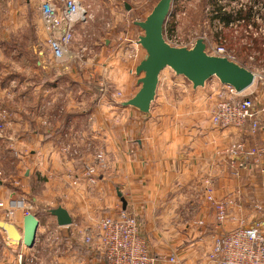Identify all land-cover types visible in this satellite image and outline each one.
Returning <instances> with one entry per match:
<instances>
[{
    "label": "crops",
    "instance_id": "0c3cea01",
    "mask_svg": "<svg viewBox=\"0 0 264 264\" xmlns=\"http://www.w3.org/2000/svg\"><path fill=\"white\" fill-rule=\"evenodd\" d=\"M52 1L61 4L60 0ZM136 26L140 29L136 41L126 38L107 57L98 53L88 59V72L99 76L98 102L93 106L85 107L81 100L65 103L56 100L74 91V86L62 84L64 76L82 82L84 74L77 75V65L68 66L66 74H58L55 83L48 82L40 89L43 100L31 108L42 113L39 125H44L43 128L30 129L15 138V141L26 140L17 147L29 142V156L24 159L28 170L19 177L18 185H0V220L20 229L25 213L33 214L39 221L36 241L31 249L21 245L11 247L0 230V264H29L27 253L38 246V236L48 232H59L64 238L59 246L60 255L49 264H105L94 247L81 241V233L93 229L106 212L115 214L122 209L112 190L123 196L125 210L138 217L142 231L148 235L153 231L160 250L166 247L189 253L197 245L183 243L186 236L210 237L231 229L230 222L221 226L213 224L206 204L202 206L200 201L192 200L194 196L206 197V190L217 199L234 195L237 201L230 211L234 217L254 221L253 225L264 229V112L260 116L262 129L255 136L214 127L207 102L220 82H213L212 86L205 82L193 88L170 68L160 72L148 112L126 105L140 89L143 74L136 73V68L146 56L138 43L144 32ZM72 30L68 47L73 39ZM250 72L256 80L257 74ZM104 81L109 85L107 91L120 92V100L117 98L116 102L112 95L113 99L101 95ZM254 82L242 92V97L254 92L258 96V84ZM34 87L38 90V86ZM79 89L83 93V83ZM190 94L199 101L194 99L190 103ZM81 124L83 128L79 127ZM239 143L247 148L258 147L263 155L256 163L247 161L235 177L230 174L232 168L226 150ZM98 153L104 156L106 168L91 186L82 178L81 171ZM40 182L42 189L36 192L35 186ZM188 200L195 204L194 208L189 209ZM57 207L68 212L70 225L56 224L49 211ZM189 215L190 220L200 219L205 223L196 231L190 230V234L185 228ZM77 232L79 238H75ZM70 236L77 239L78 245H70Z\"/></svg>",
    "mask_w": 264,
    "mask_h": 264
},
{
    "label": "rangeland",
    "instance_id": "374dc122",
    "mask_svg": "<svg viewBox=\"0 0 264 264\" xmlns=\"http://www.w3.org/2000/svg\"><path fill=\"white\" fill-rule=\"evenodd\" d=\"M159 1L79 0L85 10L86 18L83 22H78L72 30L73 39L69 48L75 55L69 62L58 65L53 62L46 43L38 9L39 0H0V185L8 187L18 185L19 177H23L25 171L28 170V162H24V159L29 156L27 147L29 142L17 147L18 143L26 142V140L15 141V138L17 134H25L30 129L41 130L43 128L44 125H39L40 120L43 119L42 113L35 112L31 108L43 100L40 89L48 82L55 83L54 80L58 74H66L69 70L67 68L77 65V75L82 77L83 75L80 73L84 74L82 82L78 78L64 76L61 80L62 84L67 87L74 86V91L69 92L68 97L59 96L56 100L64 103L81 100L83 104H86L85 107L93 106L98 102L96 79L99 76L88 72V59L98 53L107 57L109 53H113L116 44L124 43L126 38H133L136 41V35L140 33V29L134 25V22L145 21ZM125 4L129 6V10L125 9ZM218 6L223 9L221 13L228 15L233 20L231 23L224 25L216 17ZM163 37L165 42L174 48L191 49L197 41H201L204 45V52L209 56H215V49L222 47L224 55L230 61L257 74L254 84H258V96L257 92L246 96L252 99L258 107H264V0H173L164 21ZM111 41L113 42L112 47ZM142 74L144 75V73ZM213 82L218 83L219 81L216 77L206 81L208 86H212ZM56 83L58 82L56 81ZM80 83H83V93L79 89ZM34 86H38L39 91H35ZM101 86H103L102 90L105 88V91L103 90L101 93L102 96L109 95L111 98L114 96L115 99H112L116 102L117 98L120 100V92L107 91L106 87H109L107 82L104 81ZM173 95H177V93L174 92ZM242 96L243 93L239 94L240 98ZM209 97L211 98L207 105L209 104L210 107L209 116L211 119V113L218 101L215 89ZM111 98L109 101L112 100ZM194 99L199 101L198 97H193V94H190V103ZM190 119H192L191 111ZM38 125L39 128H37ZM79 127L83 128L84 126L81 124ZM222 129L237 130L230 127ZM243 132L247 131L244 129ZM22 136L26 137L27 135ZM91 163L93 162L88 164ZM104 169L98 171V177ZM41 186L42 182L36 184L35 191L39 192L42 189ZM108 196H111L110 192ZM112 196L114 200H120L113 190ZM207 196H211L214 200L231 201L227 208L226 221L223 223L216 221ZM121 197L123 198L122 195ZM192 200L200 201L202 206L206 204L212 223L216 226L224 225L227 222L232 223L231 229H227V232L240 226H255L253 225L254 221L240 218L236 221L230 219L235 216L230 211L237 201L232 194L225 199H217L211 195L209 190H206V197L205 195L204 197L194 196ZM194 206L195 204L188 200L189 209ZM113 210L117 211V209ZM105 211V209L102 210L101 214ZM126 212L137 219L138 231L146 240L149 252L156 264H183L186 261L190 264H212L210 255L213 246L218 237L226 233L210 237L186 236L182 240L183 243L197 245L189 253H178L168 250L166 247L160 250L153 231L149 235L146 234L147 232L141 229L138 217L132 212ZM106 215L109 216L106 212L98 220ZM185 221V228L189 229V234L190 230L196 231L197 228L205 225L203 220H190V215ZM76 225L79 224L76 223ZM71 237L69 238L70 245H78L77 239L74 240ZM76 237H80L78 232L75 234ZM38 239V246L27 253L28 262L29 264H49L55 256L60 255L59 246L63 244L64 238L59 232L55 234L48 232L44 236H38ZM170 258H173V262L170 261Z\"/></svg>",
    "mask_w": 264,
    "mask_h": 264
},
{
    "label": "built area",
    "instance_id": "2783aa9c",
    "mask_svg": "<svg viewBox=\"0 0 264 264\" xmlns=\"http://www.w3.org/2000/svg\"><path fill=\"white\" fill-rule=\"evenodd\" d=\"M38 9L53 62L58 65L69 62L74 57L68 47L70 32L75 24L85 20V10L79 0H61L60 5L52 0H39ZM214 52L215 56L226 57L222 47ZM215 90L218 101L211 113L212 125L239 131L245 129L249 135H257L262 129L260 116L264 107H258L248 97L240 98L241 93L230 86L220 84ZM226 152L232 168L230 174L235 177L247 161L256 163L263 155L258 147L247 148L240 143L229 146ZM105 167L106 160L98 153L93 163L84 165L82 178L93 186L98 180V171ZM207 200L216 221H226L231 201L214 200L211 196H207ZM230 219L237 220L234 216ZM81 238L84 244L94 247L105 264H156L146 240L138 231L137 219L126 210L120 209L115 214L103 216L93 229L83 231ZM210 257L212 264H264V229L240 226L226 232L216 240ZM170 261L173 262V258Z\"/></svg>",
    "mask_w": 264,
    "mask_h": 264
},
{
    "label": "water",
    "instance_id": "95a60500",
    "mask_svg": "<svg viewBox=\"0 0 264 264\" xmlns=\"http://www.w3.org/2000/svg\"><path fill=\"white\" fill-rule=\"evenodd\" d=\"M173 0H160L152 12L143 22H137L144 32L138 43L145 50V59L136 68V73H144L139 80L140 89L126 105L137 108L146 113L154 99L158 76L165 68H170L176 75L183 76L193 88L203 86L206 81L216 77L220 84L232 87L237 93H242L252 86L255 75L226 57L209 56L204 52V45L197 41L193 48H174L168 45L163 37V25ZM129 10L127 4L124 5ZM122 209L126 202L118 192ZM50 214L55 217L59 227L72 223L68 212L62 207L51 209ZM39 221L30 213L22 218V226L0 221L2 230L8 243L31 249L36 241Z\"/></svg>",
    "mask_w": 264,
    "mask_h": 264
},
{
    "label": "trees",
    "instance_id": "16d2710c",
    "mask_svg": "<svg viewBox=\"0 0 264 264\" xmlns=\"http://www.w3.org/2000/svg\"><path fill=\"white\" fill-rule=\"evenodd\" d=\"M223 11L222 8L219 6L216 8V17L220 19V22H222L224 25H227L233 21L228 15L221 13Z\"/></svg>",
    "mask_w": 264,
    "mask_h": 264
},
{
    "label": "bare ground",
    "instance_id": "6f19581e",
    "mask_svg": "<svg viewBox=\"0 0 264 264\" xmlns=\"http://www.w3.org/2000/svg\"><path fill=\"white\" fill-rule=\"evenodd\" d=\"M11 246H13V245H11ZM22 246V245H21ZM13 247H15V246H13Z\"/></svg>",
    "mask_w": 264,
    "mask_h": 264
}]
</instances>
